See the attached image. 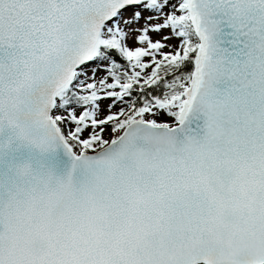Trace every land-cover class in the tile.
<instances>
[{"label": "snow or ice", "instance_id": "6c2138e0", "mask_svg": "<svg viewBox=\"0 0 264 264\" xmlns=\"http://www.w3.org/2000/svg\"><path fill=\"white\" fill-rule=\"evenodd\" d=\"M0 264H264V0H0Z\"/></svg>", "mask_w": 264, "mask_h": 264}, {"label": "water", "instance_id": "95a60500", "mask_svg": "<svg viewBox=\"0 0 264 264\" xmlns=\"http://www.w3.org/2000/svg\"><path fill=\"white\" fill-rule=\"evenodd\" d=\"M59 159L61 161L62 166H68L70 163L68 158L64 156L62 153L60 154Z\"/></svg>", "mask_w": 264, "mask_h": 264}]
</instances>
